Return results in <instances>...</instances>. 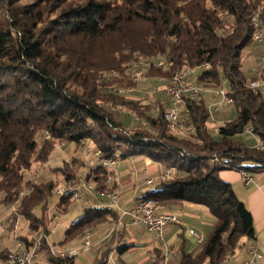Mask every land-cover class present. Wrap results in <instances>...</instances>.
I'll return each instance as SVG.
<instances>
[{
    "label": "trees",
    "instance_id": "obj_1",
    "mask_svg": "<svg viewBox=\"0 0 264 264\" xmlns=\"http://www.w3.org/2000/svg\"><path fill=\"white\" fill-rule=\"evenodd\" d=\"M15 2L4 3L9 5L3 6L8 28L0 30V209L9 216L0 235L5 244L0 261L6 263L18 242L28 249L43 233L39 252L49 263L74 264V258L50 251L52 218L67 214L78 201L72 200V191L79 179L92 185L97 205L116 191L114 170L101 161L117 164L140 157L160 167L158 177L166 169L172 172L166 179L157 177L136 202L153 200L164 213L191 205L213 218L207 239L192 252L181 249L177 264H224L241 239L253 241L251 214L220 172L264 173V150L243 141L253 139L244 131L249 128L264 144V92L248 87L264 80V70L246 76L241 69L242 51L257 44L254 14L264 28V0H135L137 6L130 1L115 12L89 1L59 13L44 28L39 12L27 7L14 12ZM112 37L102 61L93 57ZM186 69L204 90L227 86L233 118L210 128L207 99L186 97L182 113L187 121L180 125L194 128L187 134L165 121L163 96L152 101L139 91L141 83L154 80L160 90ZM138 72L145 81L136 79ZM119 114L131 122L119 121ZM58 146L71 147L72 156L52 168L48 159ZM86 151L98 153L88 168L82 158ZM33 169L38 177L25 178ZM53 196L57 200L51 203ZM86 204L59 246L84 240L87 229L116 222L114 207ZM20 222L24 228L17 235ZM125 249L119 247L118 253ZM110 251L104 249L93 264H106ZM155 254L149 264H163L160 252Z\"/></svg>",
    "mask_w": 264,
    "mask_h": 264
},
{
    "label": "crops",
    "instance_id": "obj_2",
    "mask_svg": "<svg viewBox=\"0 0 264 264\" xmlns=\"http://www.w3.org/2000/svg\"><path fill=\"white\" fill-rule=\"evenodd\" d=\"M191 75H193L191 77H194L193 71ZM206 99L208 100V98ZM71 156V147L58 146L50 154L47 164L52 168H59L64 162L68 161ZM94 157L95 156L90 153L83 154L82 158L85 161L87 168L91 167L94 163ZM109 170H114V180L116 185L115 192H118L119 195H121L118 205L115 207L117 217L116 222L113 224L103 223L90 230L91 245L86 249H81L82 239H75L74 241L61 247L59 245H53L50 242V236L48 235L47 243L53 252L66 251L69 248H76L79 249L80 252L74 258V264H93L95 258L103 252L104 249H110L111 251L109 252V257L115 261V264H149L154 259L153 256L155 251L160 252L161 248L164 250L165 246L171 250H175L176 248L173 249V244L177 242L178 236L183 237L184 235V237L189 239L191 242L200 243L193 236L188 234V230L184 227L186 224L185 222L183 223L181 219L183 216H186L191 219L193 218L194 220H198L195 213H199V210L197 207L191 205H183L179 209L177 208L170 211L171 213L177 215L180 226H166L162 232L160 245H158V242L155 240L151 241L150 239L146 240L144 238L139 239L140 236L138 234L141 231L140 228H133V226L128 227L130 216L122 215V213L130 211L136 204V198L140 197L143 193L149 190L150 187H152L150 186L151 184L147 183V181L150 180L154 182L156 180L160 172V167L156 163L140 157L117 163L115 167ZM220 177L223 181L231 185L238 200L246 206L247 210L251 214L255 232V238L253 241H247L245 239L240 240V247L231 257L227 258L224 264H236L244 259H247V248L250 244L256 245L259 252V259L255 260L252 264H264V173L253 175L252 182L247 185L243 184L241 181L240 174L232 170L220 172ZM86 193V191L82 193L81 199L74 203L71 210L64 215L62 221H60L59 215H55L53 217L49 226L50 232L51 228H54L58 223H63V225L68 228L69 225L82 214L85 206L87 205L86 203L94 204L100 201V199H96V197L94 198L91 194L86 195ZM100 203H98V205ZM6 219L7 213H4L3 216L0 215L1 236L5 235L4 226L7 224ZM17 230L20 229L16 228V231ZM142 230L146 231L144 229ZM17 232V235H20L19 233H21V231ZM200 237L202 242L204 239L202 236ZM185 240H182L179 249L176 250L180 251L185 248ZM2 243L4 244L3 241ZM124 245H127V249L118 253V248ZM196 248L186 252H192L196 250ZM40 254L41 259H39ZM160 255L163 254L160 252ZM151 257L152 259L150 261ZM37 260L40 264L43 262L50 264L44 252H39ZM163 264L168 263L165 261Z\"/></svg>",
    "mask_w": 264,
    "mask_h": 264
},
{
    "label": "rangeland",
    "instance_id": "obj_3",
    "mask_svg": "<svg viewBox=\"0 0 264 264\" xmlns=\"http://www.w3.org/2000/svg\"><path fill=\"white\" fill-rule=\"evenodd\" d=\"M89 1H94V2H97L101 5L106 6L107 8L110 9L111 12H115L119 8H124L126 5L129 6L130 1H132V2H130L131 4H134V6H137L136 5L137 3L135 2V0H129V2L127 1L128 3L123 2V0H16L15 5H13V8H15L14 12H16L20 9H24V7L31 9L30 11L39 12L41 14V22L43 24H45V25H41V28H44V27H47V24L49 21L56 19L57 15L59 13H61L63 11H67L73 7L83 6L84 4H86ZM4 3H8V0H0V30H6L8 28L6 22H7V18H9V15H7L8 12L6 13V9H7L6 7H9V5L4 4ZM3 6H6V7L3 8ZM141 26H142V24H140L138 22L135 24L136 28H141ZM113 42H114V38L113 37L109 38L104 43L103 48L101 46L102 50L97 48L93 52L92 56L99 59L100 61H102V59H103L102 56H103L104 51H106V49H109V47L111 46V44H113ZM101 53H102V56H101ZM261 57H264V45H260L258 43L255 45H251L249 48L242 51V53H241V62H242L241 69L246 76H248L255 69L257 62L260 60ZM139 64L136 65V66H138V68L140 67ZM189 72H190V70H189ZM142 73L138 72V73H136L135 76H136V79L143 82V81H145L144 80L145 77H143L141 75ZM141 84L142 85L138 86V87H140L139 91L142 95H146V97L148 99H150L152 101L154 99H158L159 94H160L161 98L163 96V98L165 99L163 91H164V89L168 83H166L165 86L163 88H161L160 90L156 89L157 88L156 86L160 84V82L156 81V80L152 81L151 83L147 81L144 84L143 83H141ZM223 89L226 92L227 86H225ZM159 91H160V93H159ZM206 93H214V92H212V90L211 91L210 90H203L202 94H206ZM166 103L167 102L162 103V104L164 106H166ZM185 115L186 114H182V117H184ZM115 117L119 121H121L125 124H129L131 122V118L124 115V114H119ZM233 117H234V110L231 108V106L223 107L222 110L215 115L216 120H214V121L209 120V122L212 123L211 126L209 125V127L213 128V129L215 127V129H216V127L221 125L223 122L228 121L229 119H231ZM177 131L179 132L180 129H177ZM243 141L245 142L246 145H251L252 143L255 142V140L250 138V137H244ZM85 153L89 154L90 152L86 151ZM81 156H82V154H81ZM38 175L39 174L36 172V169L35 170L33 169L32 174L31 173L25 174V178H27V179L32 178V176H33L36 179L38 177ZM252 177H253V175H252ZM55 199L57 200V197L53 196V198L51 199V203H53L55 201ZM93 206L94 207H100L101 204L97 205V203H94ZM197 208L199 210V213H195V215H196V218L198 220H194L193 218L191 219V218L186 217V216H183L181 219H182L183 223L185 222V224H186V226H184L185 229L196 232L199 235V237L202 236L204 239L203 240V242H204L212 230L213 218L204 209L199 208V207H197ZM6 212H7L6 209H4V208L0 209V213H1L0 215L1 216H3L4 213H6ZM8 217L9 216H8V212H7V219H8ZM63 218H64V215H59L60 221H62ZM52 220H53V218H52ZM52 220H51V222H52ZM23 226H24V223L20 222L18 224V227H16V228L21 229V228H24ZM4 227H6V225ZM128 227H130V226H128ZM134 227L138 228V229L140 228L138 226H133V228ZM66 228H67V226L65 227L63 225V223L62 224L58 223L55 225L54 228H51V232H49V236H50L49 240L53 245L58 246L59 243L64 239V234H65ZM92 229L93 228L87 229L86 231H84V240H85V235L86 234L89 235L90 230H92ZM140 230L141 231L138 234L140 236L139 239L144 238L146 240L150 239L151 241L155 240L158 242V245H160V240L155 234L152 233L153 234L152 235L151 233H149L147 231H143L141 228H140ZM88 240H89V238H88ZM182 240H185V248H184L185 251L193 250L194 248L199 246V243L191 242L189 239L185 238L183 235V237H180V236L177 237V242L173 244V247H174L173 249H175V248L179 249V246H180ZM3 245L4 244L2 242H0V250L2 249ZM176 249L169 251L167 254L165 253V250H163L162 248H161V250L159 249L161 254H163V255H161V257L163 258V263H165V261H166V263H168V264H177V259H178L180 251H178ZM173 253H175V255H173ZM153 258H156L155 253H154ZM39 259H41V254L39 255ZM151 259H152V257L150 258V261H151ZM42 264H47V263L43 262ZM106 264H115V261L112 260L110 257H108Z\"/></svg>",
    "mask_w": 264,
    "mask_h": 264
},
{
    "label": "built area",
    "instance_id": "obj_4",
    "mask_svg": "<svg viewBox=\"0 0 264 264\" xmlns=\"http://www.w3.org/2000/svg\"><path fill=\"white\" fill-rule=\"evenodd\" d=\"M254 22L260 23L257 17V14H254ZM255 42L258 44L264 45V32H262L261 36L258 38H254ZM255 70L261 72L264 70V57H261L260 60L257 62L255 66ZM195 77H186L181 74L175 73L171 80L166 85L163 94L165 100L167 102L166 111L164 112V119L169 125H176L178 123H185L187 120L186 115L182 117V113L184 110L185 100L180 99V92L182 90H190L191 92V99L199 98L200 96H204V98H208L207 104V112L208 118L215 119V115L219 113L223 107H229L232 105V99L229 97H222L221 92L215 93H207V94H197L195 89H186V81H194ZM145 80V79H144ZM254 84V90L260 92H264V80H255L252 81ZM221 109V110H220ZM248 135L252 136L255 140L256 146H263L256 138L253 136L251 129L248 128ZM48 139V136H46ZM96 157H98V153H94ZM106 162L107 164L113 165L115 167L116 163L113 161H101ZM171 170L166 169L164 170L161 175L158 177L160 180L166 179L170 177ZM240 178L241 181L247 185L252 182L253 177L252 175L241 172ZM107 182L109 180L107 179ZM148 184H152L153 182L148 180ZM93 193L92 185L84 182V180L79 179L77 186L72 191V200L77 201L81 199L83 192ZM63 194V193H62ZM62 194H59L62 195ZM109 195L110 192L105 194L106 203H102L101 206H113L114 208L117 207L119 199L121 195H119L116 202H109ZM94 207L91 205V208ZM122 215L130 216V222L128 226H138L149 233L155 234L159 240H161L162 232L164 228L168 225H178L180 226L179 219L176 214L174 213H164L157 211V203L152 202L151 205H144V203L136 202L135 206L127 212H123ZM188 234L193 236L198 242H201V237H199L195 232L188 230ZM42 239H46V236L42 233L41 238L35 239L34 243L28 248L24 249L21 243H17L14 251L8 257L6 263L0 261V264H40L38 262V254L40 251V243ZM91 245V236H89V240H82L81 249L89 248ZM165 253L167 254L169 251H172L168 247H164ZM52 255L57 256L58 258H75L80 250L79 249H72L69 254L66 255H56V252H53L50 249ZM167 251V252H166ZM248 258L244 259L236 264H252L255 260L259 259V252L256 245L251 244L248 249ZM175 255V253H173ZM154 260H152L153 262Z\"/></svg>",
    "mask_w": 264,
    "mask_h": 264
},
{
    "label": "bare ground",
    "instance_id": "obj_5",
    "mask_svg": "<svg viewBox=\"0 0 264 264\" xmlns=\"http://www.w3.org/2000/svg\"><path fill=\"white\" fill-rule=\"evenodd\" d=\"M251 21H252V24H253V28L256 30V33L254 34L255 35V38H258V37L261 36L262 32H264V28H260V24L259 23H256L255 24V22H254V15L252 16ZM256 43H258V42H256ZM161 64H162L161 62L158 63V65H161ZM204 67H208V65L205 64ZM177 73L178 74H181L183 76H186V77L193 76V75H191L192 72L191 71L189 72V70H187V69L186 70H181V71H179ZM248 87L250 89H253L254 90V84H252V82L249 83ZM186 89H195L197 91V94H202V92L204 90L198 84L194 83L193 81H186ZM219 90L221 92V96L222 97H227L226 96V92L223 89V87L220 88V89L214 90L212 92H214V93L215 92H219ZM186 97L191 98V92H190V90H182L180 92V99H185ZM232 104H233V101H232ZM209 120L210 121H214V119H211V118H209ZM173 126L179 127L181 130H184L185 133H187V134H193L194 133V128L193 127H187V128H184L183 129L182 127H184V125L181 126L180 123H178L176 125H173ZM244 131H245L246 134H248V128H245ZM251 132H252V130H251ZM254 146H255L256 149H258L260 151L261 150H264V147L263 146H256V144ZM100 164H101L102 167H105L107 169H111V168L114 167L113 165L107 164L106 162H101ZM57 193H58V195L59 194H62L63 193L62 189L60 188ZM118 197H119V193L118 192H110L109 202H116L117 199H118ZM152 202H155V201H153V200H144V201H140L139 203H144V205H151ZM109 207H113V206H100V208H103V209L104 208H109ZM92 208H94V207H92ZM39 238H41V234L40 233L38 234L37 239H39ZM88 238H89V235L86 234L85 235V240H88ZM72 249L73 248L69 249L67 252H60L59 255L69 254L72 251Z\"/></svg>",
    "mask_w": 264,
    "mask_h": 264
}]
</instances>
